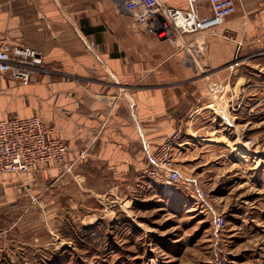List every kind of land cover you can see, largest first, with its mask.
<instances>
[{"label": "rangeland", "instance_id": "1", "mask_svg": "<svg viewBox=\"0 0 264 264\" xmlns=\"http://www.w3.org/2000/svg\"><path fill=\"white\" fill-rule=\"evenodd\" d=\"M228 23L227 17L221 25ZM211 32L228 42L237 36ZM255 34L249 45L236 44L226 79L207 80V91L188 100L196 106L182 109L186 129L152 152L173 144L169 167L179 171L178 183L157 179L147 160L143 175L173 190H135L118 200L107 193L83 203L82 196L69 197L66 183L34 185L35 169L0 173V264H264V26ZM151 37L141 63L153 77L167 44L158 48ZM173 51L189 75H204L202 54L192 60L186 45ZM205 65L211 73L206 58ZM76 200L91 213L75 209Z\"/></svg>", "mask_w": 264, "mask_h": 264}, {"label": "crops", "instance_id": "2", "mask_svg": "<svg viewBox=\"0 0 264 264\" xmlns=\"http://www.w3.org/2000/svg\"><path fill=\"white\" fill-rule=\"evenodd\" d=\"M159 1L173 8H188V0ZM118 3L0 0V49L27 45L44 55L41 72L26 86L0 71V120L43 118L52 138L69 148L63 166L35 169L34 185L58 187L66 183L69 197L82 196L83 203L98 201L107 193L118 200L135 190L146 194L155 187L173 190L143 175L148 167L146 154L184 127L186 112L182 109L196 106L188 100L197 98L203 87L207 91V80H217L220 75L226 79L223 69L238 41L249 45L256 29L264 26V0H235L243 7L228 17L230 24L215 29L218 35L235 33L234 41L205 33L198 41H205L208 50L206 57L205 51L202 54L204 75H189L179 60L180 53L173 51L178 45L160 32L128 20V13ZM199 5L202 15L209 14L206 0ZM145 36L154 37L158 48L160 42L167 44L163 48L167 52L154 64L153 77L146 73L147 63H141L146 53ZM133 55L138 56L137 63H130ZM205 58L212 67L209 74ZM74 203L75 209L91 213V208L78 200Z\"/></svg>", "mask_w": 264, "mask_h": 264}, {"label": "built area", "instance_id": "3", "mask_svg": "<svg viewBox=\"0 0 264 264\" xmlns=\"http://www.w3.org/2000/svg\"><path fill=\"white\" fill-rule=\"evenodd\" d=\"M118 1L141 27L165 33L163 37L180 48L184 45L192 48V60L193 55L203 54L207 47L205 41L198 43L204 34L217 29L237 10L235 0H206L209 14L204 15L199 5L203 0H188L187 9L173 8L159 0ZM43 63L42 51L27 45L0 49V71L21 85L29 84L41 72ZM51 134L52 130L38 115L0 120V173L25 174L62 162L69 147L61 140L53 139ZM179 137L180 133H177L174 139ZM172 151L173 144L165 142L154 153L146 154L149 163L157 168L156 178H165L167 184L178 183L181 178L179 171L169 167ZM160 174L164 176L159 177Z\"/></svg>", "mask_w": 264, "mask_h": 264}, {"label": "bare ground", "instance_id": "4", "mask_svg": "<svg viewBox=\"0 0 264 264\" xmlns=\"http://www.w3.org/2000/svg\"><path fill=\"white\" fill-rule=\"evenodd\" d=\"M230 123V122H229ZM238 131V130H237ZM238 142V141H237ZM239 143V142H238Z\"/></svg>", "mask_w": 264, "mask_h": 264}]
</instances>
